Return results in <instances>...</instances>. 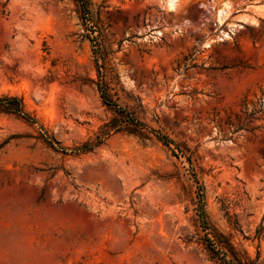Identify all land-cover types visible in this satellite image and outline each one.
<instances>
[{
    "label": "rangeland",
    "instance_id": "rangeland-1",
    "mask_svg": "<svg viewBox=\"0 0 264 264\" xmlns=\"http://www.w3.org/2000/svg\"><path fill=\"white\" fill-rule=\"evenodd\" d=\"M4 97L0 264H264V0H0Z\"/></svg>",
    "mask_w": 264,
    "mask_h": 264
},
{
    "label": "trees",
    "instance_id": "trees-1",
    "mask_svg": "<svg viewBox=\"0 0 264 264\" xmlns=\"http://www.w3.org/2000/svg\"><path fill=\"white\" fill-rule=\"evenodd\" d=\"M97 90L102 98L103 102L107 105H112L111 100L108 98L106 93L102 90L101 86L97 84ZM114 106V105H113ZM0 107L4 108L9 113L15 114L19 117H22L27 120H31L30 117L25 113L23 102L21 99L16 97H4L0 98ZM118 113L124 118V121L127 125L132 126L135 130V133H140L143 129L144 125L140 123L131 113H128L125 110L118 108ZM157 138L165 145L171 143L169 139L165 136L157 135ZM92 146H83L80 151H87L93 148ZM198 217L203 224L204 230L212 231L205 220V213L203 210V204L201 203L198 206ZM209 250L211 251L213 258L217 259L220 264H246L245 259L239 255L234 249L231 247L229 243L218 238L217 235L213 236V240L209 241ZM253 264V263H248Z\"/></svg>",
    "mask_w": 264,
    "mask_h": 264
},
{
    "label": "bare ground",
    "instance_id": "bare-ground-1",
    "mask_svg": "<svg viewBox=\"0 0 264 264\" xmlns=\"http://www.w3.org/2000/svg\"><path fill=\"white\" fill-rule=\"evenodd\" d=\"M176 0H166L167 7L172 10L175 6Z\"/></svg>",
    "mask_w": 264,
    "mask_h": 264
}]
</instances>
